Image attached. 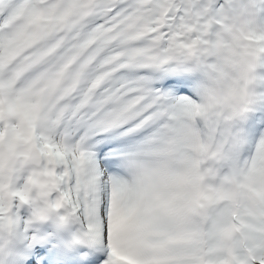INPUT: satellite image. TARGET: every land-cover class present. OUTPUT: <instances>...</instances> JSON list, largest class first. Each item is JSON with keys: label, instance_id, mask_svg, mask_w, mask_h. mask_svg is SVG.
Wrapping results in <instances>:
<instances>
[{"label": "snow or ice", "instance_id": "obj_1", "mask_svg": "<svg viewBox=\"0 0 264 264\" xmlns=\"http://www.w3.org/2000/svg\"><path fill=\"white\" fill-rule=\"evenodd\" d=\"M0 264H264V0H0Z\"/></svg>", "mask_w": 264, "mask_h": 264}]
</instances>
